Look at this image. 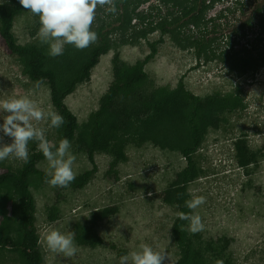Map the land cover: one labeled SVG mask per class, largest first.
I'll return each instance as SVG.
<instances>
[{
	"label": "rangeland",
	"instance_id": "rangeland-1",
	"mask_svg": "<svg viewBox=\"0 0 264 264\" xmlns=\"http://www.w3.org/2000/svg\"><path fill=\"white\" fill-rule=\"evenodd\" d=\"M157 1L150 0L140 9ZM5 2L7 0H0V4ZM257 6L262 8L264 16V0H222L210 8L206 18L212 20L208 28L209 37L214 38L213 45L239 49L244 43L240 26L261 18L254 14ZM40 26L39 17L25 9L14 20L13 32L18 43L48 48L37 36ZM94 28H97L96 23ZM191 30L196 31L195 28ZM247 34V38L257 36L251 31ZM159 38L157 31L136 44L116 45L100 58L90 79L79 84L65 99L78 121L75 139L70 142V151L76 157V177L94 168L88 151L92 120L100 109L102 98L119 77L130 76L135 71L137 63L151 53L149 45ZM96 45L97 42L78 52L87 58ZM156 48V55L145 67L147 78L116 96L110 112L114 118L109 120L116 128L117 138L113 139V134L111 141H107L98 133L99 147L93 155L97 171L88 183L79 189L52 187L39 175L31 177L29 188L36 205L35 227L43 264H119L121 256L140 250L141 244L165 252L162 264H179L183 253L175 241L173 225L181 211L165 202L164 194L187 167V161L177 148L141 143L133 140L132 135L123 138L121 131L128 126V121L156 117L164 103L175 106L181 102L182 98L174 94L181 80L185 90L203 103L216 100L229 106H221L214 113V118L219 120L218 127L209 126L202 131L201 143L192 154L197 176L187 183V193L189 199L193 196L206 198L196 209L205 228L193 234L188 221L180 225L183 242L191 245L184 264H217V261L264 264V65L241 74L234 69L231 60H198L194 49L178 47L168 35ZM58 57H51L53 64ZM79 69L76 63L69 75L64 72L61 84ZM25 96L45 112H58L52 104L49 86L32 82L25 74L22 59L11 55L0 39V101ZM194 105V101L188 100L183 109L181 118L185 131L189 129L187 120ZM6 115L0 110V124ZM33 123L46 129L51 143H58L60 128L50 127L49 119ZM0 137H3L0 143L12 142L2 132ZM239 141L246 147L245 153L250 160L247 166H242L237 157L236 143ZM29 149L30 157L37 150V143L30 142ZM24 164L10 157L0 162V172H18ZM37 169L45 174L52 171L46 159L38 163ZM3 204L0 198V206ZM4 210L0 220L8 218L11 236L18 240L19 219L13 202ZM51 230L74 233L78 252L66 257L50 251L46 236ZM93 235L99 240L96 243ZM0 264L26 263L19 251L0 247Z\"/></svg>",
	"mask_w": 264,
	"mask_h": 264
},
{
	"label": "trees",
	"instance_id": "trees-1",
	"mask_svg": "<svg viewBox=\"0 0 264 264\" xmlns=\"http://www.w3.org/2000/svg\"><path fill=\"white\" fill-rule=\"evenodd\" d=\"M221 1L158 0L157 3L149 4L146 9L142 10L140 7L150 3V0H116V13H106L99 8L97 10L95 21L97 28H94V30L98 33V45L89 52L88 57L84 58L82 54H79L78 49L73 45H68L63 55H60L55 61V64L47 54L48 48L45 46L36 44L21 45L18 43L13 32L14 20L25 10L20 5L19 0H7V2L0 4V39L11 55L22 59L25 74L32 82L36 84L45 83L49 86L52 104L59 114L65 118L66 123L60 127V138L56 144L57 147L61 139L67 138L72 142L78 128L77 118L65 104V99L75 91L79 84L90 79L92 70L99 64L100 58L108 54L116 45L136 44L142 39L147 40L149 35L157 31L160 32L159 40L149 45L151 53L142 62L137 63L134 68L135 71L131 72L130 76L123 78L117 74L118 81L112 85L102 98L100 109L95 113L92 120L91 146L88 151L89 159L94 168L92 171H87L80 177H76L69 187L83 188L88 183L91 175L97 171L93 155L96 148L99 147L98 133L103 134L107 141H111L110 135L116 133L115 126L109 120V118H114V114L112 115L110 112L114 107L116 96L140 84L147 78L145 67L156 55V47L164 42L165 36L168 35L182 49H194L198 60L203 59L204 62L215 60L227 62L231 60L234 69L241 72V74L264 65V16L260 6L254 9V14L257 13L258 17L261 16L260 20L257 19L253 23L245 22L240 26L243 30L240 36L243 38L244 43H241L239 49L233 47L223 49L221 44L213 45L214 38L209 37L211 32L208 28V23L212 20L207 19L206 14L210 8ZM193 28L196 31L191 30ZM248 31H251L252 35L257 34V36L247 38ZM238 38L236 37L235 40L239 41ZM76 63L80 65L79 71L71 75L69 80L62 85V74L65 72L69 75V72L75 68ZM174 94L180 96L182 101L175 106H169L167 103L160 105L156 117L147 120L136 118L133 123L128 121V126L122 129L121 134L123 138L132 135L133 140L137 139L141 143L153 142L162 148H177L181 152L187 161V167L179 173L175 183L165 191L164 201L175 205L181 212L189 213L191 210L185 205V201L189 200L187 183L197 176L192 154L197 151L201 143L202 131L209 126L218 127L219 120L214 118V113L221 106L223 108L229 106L216 100L203 103L199 97L185 90L182 80L177 93L174 92ZM188 100L194 101L195 105L192 107L191 116L187 120L189 129L185 131L186 126L181 117ZM182 132L183 135L181 136ZM114 135L113 139L116 140V134ZM177 138L178 140H176ZM236 146L239 163L242 166H247L250 160H248L245 153L244 142L239 141ZM44 159L43 153L35 149L29 157V162L25 163L18 172H0V198L4 200L3 206H0V217H3L7 205L13 202L19 219L18 240L11 236L8 218L0 220V247H11L19 251L26 264H43L35 227L36 205L29 187L30 179L35 175L41 176L44 180L50 178L37 169L38 163ZM106 213L103 214L106 215ZM186 222L177 217L173 225L175 241L181 247L183 253L179 264L186 262L191 251V245L182 240L183 232L180 225ZM95 237L97 236L93 235L92 240L96 243L99 240Z\"/></svg>",
	"mask_w": 264,
	"mask_h": 264
},
{
	"label": "clouds",
	"instance_id": "clouds-1",
	"mask_svg": "<svg viewBox=\"0 0 264 264\" xmlns=\"http://www.w3.org/2000/svg\"><path fill=\"white\" fill-rule=\"evenodd\" d=\"M20 5L39 17L40 28L37 36L42 45H48V55H63L65 45H73L84 50L98 41V33L93 30L97 19V10L106 13L117 12L116 0H19ZM0 110L7 113L0 124V132L12 139L11 143H0V162L12 157L29 162V144L37 143V150L43 153L52 171L46 182L52 187H68L75 179V155L70 151L71 143L61 139L58 147L46 136V129L33 122L50 120V127L60 128L66 123L65 118L55 111L45 112L29 97H12L0 101ZM3 137H0L2 141ZM151 195V193H149ZM206 202L204 196H193L185 201L191 211L179 212V219L189 222V230L195 234L204 230L202 218L196 209ZM50 251L72 257L78 252L75 234L51 230L46 236ZM166 253L157 251L148 244H141L140 250L131 251L121 256L119 264H162ZM217 264H223L217 261Z\"/></svg>",
	"mask_w": 264,
	"mask_h": 264
},
{
	"label": "flooded vegetation",
	"instance_id": "flooded-vegetation-1",
	"mask_svg": "<svg viewBox=\"0 0 264 264\" xmlns=\"http://www.w3.org/2000/svg\"><path fill=\"white\" fill-rule=\"evenodd\" d=\"M217 5V4H216Z\"/></svg>",
	"mask_w": 264,
	"mask_h": 264
}]
</instances>
